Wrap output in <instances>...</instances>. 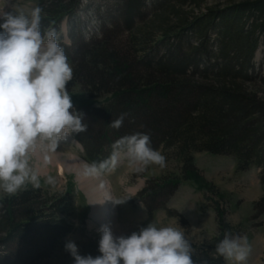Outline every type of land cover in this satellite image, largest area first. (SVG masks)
Here are the masks:
<instances>
[{
	"label": "trees",
	"instance_id": "trees-1",
	"mask_svg": "<svg viewBox=\"0 0 264 264\" xmlns=\"http://www.w3.org/2000/svg\"><path fill=\"white\" fill-rule=\"evenodd\" d=\"M80 1L35 0L42 9L49 3L53 7L42 31L50 26L58 31L65 19L73 21ZM202 2L118 0L99 35L85 39L73 25L70 45L58 43L73 67L69 85L80 87L86 97L78 101L70 95L88 126L71 134L84 160H107L120 137L148 133L151 147L176 159L182 179L201 183L213 203L218 234L208 243L189 241L193 260L226 264L215 256L216 244L225 233L242 236L244 230L226 220L222 202L228 197L203 179L194 154L231 158L239 173L256 168L264 190V77L257 76L254 63L264 47V0L233 2L198 15L184 10ZM121 113L129 114L123 126L111 128ZM179 184V177L159 179L139 197L149 212L166 210ZM70 200V194H50L34 185L5 194L0 264H48L73 231L65 216ZM254 207L259 217L264 215V196Z\"/></svg>",
	"mask_w": 264,
	"mask_h": 264
},
{
	"label": "clouds",
	"instance_id": "clouds-1",
	"mask_svg": "<svg viewBox=\"0 0 264 264\" xmlns=\"http://www.w3.org/2000/svg\"><path fill=\"white\" fill-rule=\"evenodd\" d=\"M42 11L36 6L26 12L9 0L0 6V190L8 195L26 182L39 187L38 174L29 164L31 154L39 150L48 163L62 141L88 127L67 90L73 67L55 29L42 31ZM128 115L121 113L109 126L120 129ZM119 151L138 173L149 165L166 167V157L151 147L150 135L136 132L115 141L109 159L85 163V174L98 177L111 171ZM48 182H54L52 177ZM99 232L100 255L95 257L81 255L74 241L66 242L65 250L74 264H196L195 250L179 227H158L152 221L127 236H114L108 224ZM250 253L247 236L225 233L215 246V256L226 264H245Z\"/></svg>",
	"mask_w": 264,
	"mask_h": 264
},
{
	"label": "rangeland",
	"instance_id": "rangeland-1",
	"mask_svg": "<svg viewBox=\"0 0 264 264\" xmlns=\"http://www.w3.org/2000/svg\"><path fill=\"white\" fill-rule=\"evenodd\" d=\"M240 1L243 0H203L200 7L193 9L184 7V10H191L198 15L208 9L222 8L229 3ZM117 3L118 0H81L80 6L74 9L76 18L73 21V17L65 19L59 26L60 30L56 31L58 42L62 40L70 45V29L73 25L85 39L99 35L105 20L114 14ZM9 4H15L26 12L36 7L35 0H9ZM47 5L51 6L50 3ZM0 6H4V0H0ZM48 6L43 8L41 23L46 17L52 16L50 13L53 7ZM71 21L74 24L70 23ZM45 29L48 31L56 28L50 26ZM254 63L257 76L264 77V47L261 46L257 50ZM67 90L69 95L76 97L78 101H85L86 97L80 87L68 83ZM262 95L259 94L260 97ZM161 153L166 157V167L149 165L143 172L138 173L129 165L124 152H118L115 167L102 174L109 189L107 199L111 206L110 215L107 217L98 216L93 212V201L87 191L88 182L80 173V168L87 162L83 158L82 146L72 135L60 143L56 154H50V159L51 155H54L63 162L64 175L59 174L56 161L45 163L44 154L39 150L31 154L29 164L38 174L39 187L50 194H70L71 197L65 207V216L72 224L73 231L64 238L61 247L47 261L48 264H74L73 257L65 250V244L69 240L75 242L81 255L91 254L93 257L100 255L99 229L105 224L110 225L114 236H127L153 221L158 227H179L190 242L197 244L211 242L217 236L218 228L213 203L208 198L210 195L203 192L201 183L183 180L181 164L172 156ZM194 158L203 179L227 195L228 201L222 202V207L227 212L226 220L233 226L242 225L244 230L242 236H247L251 245V253L245 264H264V215L259 217L254 207V204L264 196L263 187L259 182V171L253 168L249 172L239 173L235 161L228 157L195 153ZM48 177H52L54 182L49 183ZM173 177H179L180 184L168 200L166 210L157 209L149 212L139 197L142 190L159 179ZM25 185L33 184L26 182ZM5 194L0 190V201ZM113 200L125 201L116 204Z\"/></svg>",
	"mask_w": 264,
	"mask_h": 264
},
{
	"label": "bare ground",
	"instance_id": "bare-ground-1",
	"mask_svg": "<svg viewBox=\"0 0 264 264\" xmlns=\"http://www.w3.org/2000/svg\"><path fill=\"white\" fill-rule=\"evenodd\" d=\"M50 163L53 161L57 162V167L59 170V174H63L64 165L62 161H59V157L51 155ZM45 161V160H44ZM71 162V161H70ZM73 162V161H72ZM76 162H74V166ZM56 165V164H55ZM82 167V166H81ZM77 168V167H76ZM81 176L87 179V191L91 200L93 201V212L96 215H103V217H107L110 215V204L108 202V186L106 185L102 175L96 177L91 175H86L84 172V166L80 168ZM64 175V174H63ZM82 178V177H81ZM90 190V191H89Z\"/></svg>",
	"mask_w": 264,
	"mask_h": 264
}]
</instances>
